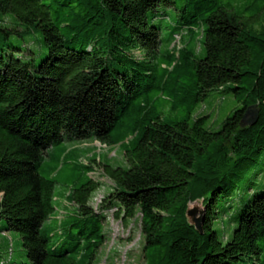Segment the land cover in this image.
<instances>
[{
  "label": "trees",
  "instance_id": "obj_1",
  "mask_svg": "<svg viewBox=\"0 0 264 264\" xmlns=\"http://www.w3.org/2000/svg\"><path fill=\"white\" fill-rule=\"evenodd\" d=\"M168 8L164 39L154 20ZM7 14L46 48L35 62L0 19V232L20 234L29 261L18 264H96L104 209L140 219L143 264H264V189L231 205L264 157V0H0ZM214 90L241 106L211 130L208 114L191 113ZM159 98L185 117H161ZM248 106L253 125L241 124ZM64 139L123 147L125 165L103 164L112 185L99 210L90 177L67 192L72 220L54 242L42 224L57 208L56 181L39 167ZM194 200L202 234L186 217Z\"/></svg>",
  "mask_w": 264,
  "mask_h": 264
},
{
  "label": "rangeland",
  "instance_id": "obj_2",
  "mask_svg": "<svg viewBox=\"0 0 264 264\" xmlns=\"http://www.w3.org/2000/svg\"><path fill=\"white\" fill-rule=\"evenodd\" d=\"M180 2L181 0H177L178 4ZM167 13L170 16L169 18L154 20L160 24V34L164 39L170 37L175 22L173 9L168 8ZM0 19L5 21L9 27L13 26L17 31L9 35L7 42L23 50L27 47L30 48L34 52L33 60L35 62L44 55L46 48L43 46L41 36L37 31H23L25 26L18 23L10 14L0 15ZM176 39L180 40L179 36H176ZM175 43L178 44L177 41ZM161 45L162 47L166 46V42L163 41ZM181 45L182 42L178 45V48ZM189 46H195V52L198 56L203 55V51H200L198 39L191 40ZM155 104V110L166 120L180 119L186 115L185 111L181 109L170 110V103L168 101L164 103L160 98ZM240 106V103L231 94L214 90L209 92L203 101L197 104L191 113V118L193 119L196 115L208 114L207 127L212 130L219 127L222 121ZM51 152L53 157L44 156L42 158L39 172L52 177L56 181L54 185V204L57 208L49 218L43 221L42 226L47 231L55 233L54 236L51 235V240L56 242L65 236V221L72 220V206L66 203L67 192L72 191L73 188L83 183L87 177H90L93 181H96L98 186L91 192L89 204L94 209L99 210L102 197L112 185L110 179L103 173V164L125 165V157L123 147H106L98 142L95 143L93 139H64L55 144ZM74 154H77V157ZM84 164L93 165V170L87 173ZM263 189L264 157L255 168L249 171L246 178L235 190L234 199L231 202L232 209L237 208L253 192ZM65 204L68 206H63ZM191 204H195L199 209L203 208L201 200H194ZM232 209L229 213L232 212ZM113 211L114 209L103 210L102 229L106 239L97 252L96 264H143V237L140 230V219L135 217L129 221H123L121 218H116ZM227 216H221L218 221L217 225L221 233L222 229H226ZM226 234L227 230L224 232V235ZM10 260V264L29 261L22 247L20 234L16 231L0 232V261Z\"/></svg>",
  "mask_w": 264,
  "mask_h": 264
},
{
  "label": "water",
  "instance_id": "obj_3",
  "mask_svg": "<svg viewBox=\"0 0 264 264\" xmlns=\"http://www.w3.org/2000/svg\"><path fill=\"white\" fill-rule=\"evenodd\" d=\"M257 119H258L257 108L253 106H248L243 112V116L241 118V124L253 125L256 123ZM203 214H204V207L202 209H199L198 206H196L195 204H191V203L188 204V207L186 209V217L189 223L192 224L200 234L203 233V227H202Z\"/></svg>",
  "mask_w": 264,
  "mask_h": 264
},
{
  "label": "crops",
  "instance_id": "obj_4",
  "mask_svg": "<svg viewBox=\"0 0 264 264\" xmlns=\"http://www.w3.org/2000/svg\"><path fill=\"white\" fill-rule=\"evenodd\" d=\"M93 140H94V139H93ZM94 142L97 143L98 141H97V140H94ZM98 143H99V142H98ZM116 146L118 147V145H116ZM116 146H106V147L115 148ZM63 206H66V204L63 205Z\"/></svg>",
  "mask_w": 264,
  "mask_h": 264
},
{
  "label": "built area",
  "instance_id": "obj_5",
  "mask_svg": "<svg viewBox=\"0 0 264 264\" xmlns=\"http://www.w3.org/2000/svg\"><path fill=\"white\" fill-rule=\"evenodd\" d=\"M175 41H178L177 39ZM178 43V42H177Z\"/></svg>",
  "mask_w": 264,
  "mask_h": 264
}]
</instances>
